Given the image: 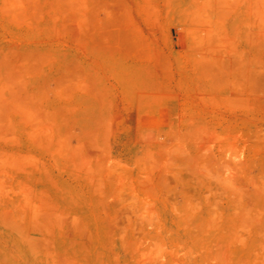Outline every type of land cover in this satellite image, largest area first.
<instances>
[{
	"label": "rangeland",
	"instance_id": "rangeland-1",
	"mask_svg": "<svg viewBox=\"0 0 264 264\" xmlns=\"http://www.w3.org/2000/svg\"><path fill=\"white\" fill-rule=\"evenodd\" d=\"M0 264H264V0H0Z\"/></svg>",
	"mask_w": 264,
	"mask_h": 264
}]
</instances>
